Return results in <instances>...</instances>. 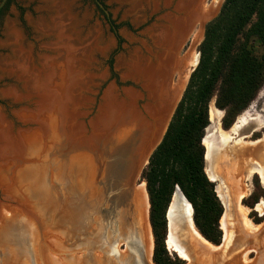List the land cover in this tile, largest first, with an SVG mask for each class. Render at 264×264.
Wrapping results in <instances>:
<instances>
[{"label": "rangeland", "instance_id": "374dc122", "mask_svg": "<svg viewBox=\"0 0 264 264\" xmlns=\"http://www.w3.org/2000/svg\"><path fill=\"white\" fill-rule=\"evenodd\" d=\"M97 1L118 25V38L110 31L94 0H11L0 15V119L10 128V136L19 137L15 140L21 141L14 142L15 145L12 142L0 145V264H138L124 244V239L134 233L142 236L145 261L152 264L148 202L141 174L132 185L134 193L128 207H119L113 213L109 203L101 211L104 195H99L100 191L87 174L93 169L100 181L107 179L102 172H97L98 167L96 171V163L86 164L87 152L78 149L80 147L71 140L68 142L70 147L65 150L63 132H68V114L73 107L69 97H60L59 89L67 86L68 94L73 90L88 97L76 111L79 120L86 124L81 131L84 135L81 134L84 137L93 135L88 123L98 113L102 92L113 82L116 92L122 96L124 90L139 91L135 83L121 76L125 72L124 60L141 47L142 42H149L148 31L159 25L173 9L165 8L164 0ZM213 1L207 0L205 6ZM219 1L221 5L224 0ZM153 5L158 7L154 12ZM59 31H62L61 38ZM195 32L193 29L186 37L180 56L188 51ZM200 41L194 49L196 52ZM64 43L69 45L71 53L68 79L57 86L53 99L49 98L42 105L38 119L22 118V112L37 111L38 94L15 66L22 63L21 56L25 54L27 68L34 73L46 64L45 58L56 62L57 67H63L67 62ZM57 74L59 71L56 70L54 75ZM174 79L175 83L177 75ZM211 101L213 105V99ZM137 104L140 107L141 102ZM219 121H210L204 129L206 151L207 145L219 151L220 133H231L234 127L247 143L261 139L264 136V84L229 130H222ZM2 130L9 132L0 125V133L4 135ZM229 159L230 164L232 159ZM254 164L241 171L240 183L245 196L239 203L248 209L247 217L252 223L258 220L256 225H264V214L259 210L264 204L261 196L264 185L257 175L249 173V167L257 166ZM207 169L205 165V172ZM217 191L220 197V190ZM254 199L257 202L249 207ZM235 202L237 204L238 199ZM223 218H226L225 211L220 228ZM225 222L227 235L224 237L221 228V243L206 257L180 229L174 238L186 251L188 261L181 260L167 245L165 249L180 258L182 264H239L244 254H247L246 263L264 264V233L258 236L259 239L237 244L233 215Z\"/></svg>", "mask_w": 264, "mask_h": 264}, {"label": "bare ground", "instance_id": "6f19581e", "mask_svg": "<svg viewBox=\"0 0 264 264\" xmlns=\"http://www.w3.org/2000/svg\"><path fill=\"white\" fill-rule=\"evenodd\" d=\"M218 2L219 0L213 1L202 11V9H197L198 0H164L163 6L168 9L172 7L173 12L166 14L163 17L164 20L159 25L148 31L149 42H142L141 47L132 51L128 58L124 60L125 76L123 74L121 76L131 80L140 90H124V95L122 96L111 85L107 86L101 96L98 113L89 122L90 134L93 130V135H90V137H88L89 135L84 137L78 133V131L83 129L81 124L70 122V125H68L69 133H64L71 141H77L80 146L85 148L87 147L86 142H88V148L86 149L87 156L85 157L87 159L86 164L89 165L91 161L92 164L96 163L98 165H94L96 171V167H98L99 171L97 172L100 174L102 172L104 179H107L100 181L93 169L92 171L90 170V173L87 171L85 173H88L87 175L91 179L92 184L100 191V196H105L107 186L110 188L115 187L119 179L131 178L133 170L144 160L147 149L151 144L150 135L152 134V131H150L151 124L145 117H156L155 123L152 126L155 125L157 127L161 116L179 96L191 69L197 61V53L194 50L200 40V31L196 29L197 23L202 22L211 14L213 7L217 6ZM157 9L158 7L153 5L152 12ZM193 29H196V32L191 40V45L186 54L180 56L181 43L185 37L188 38ZM61 32H58L60 38L62 36ZM62 47L67 54L65 59L69 63V56L71 54H69V45L64 43ZM45 60V65L48 68H45L46 66L44 65L36 73L31 69L28 70V57L25 58V54L21 56L22 63H17L15 66L16 70L22 76H25L26 80H29L30 88L38 94V101L35 104L39 108H37L38 112H22L21 117L26 120L34 121L38 119L42 105L49 98L53 99L54 93L57 92V86L68 79V69L72 63H69V66H67L66 62L63 67L60 65L57 67L58 64L56 62L47 58ZM56 70L57 72L59 71L57 76L54 75ZM175 74L177 75V81L174 83ZM74 82L77 81L74 80ZM62 88L60 87L59 89L61 91L59 92L60 97L62 99H68V97L71 99L70 106L73 107L72 112L76 111L78 105L83 101H88V97L78 95V91L73 92V90H70L68 94L67 86ZM138 102H141L140 109L137 108ZM220 115L221 111L211 104L209 107L210 121L217 123ZM3 123L0 119V125L4 129H8L9 132L2 130L4 135L0 133V145H6L9 142L15 145L16 142H21L15 140H19V137L14 139L12 135L10 136V128H7L6 123ZM234 135L237 138L234 139ZM204 139L203 144L206 140ZM219 143V151H216L215 147L209 145H207V151L205 149V165L208 167L206 172L207 178L210 180L220 179L222 184L226 185L227 190L235 195L234 205L228 210L224 209L223 212L225 211L227 219L233 215V219L236 221L237 244L259 239L258 236L264 233V225L252 223L247 217L248 209L240 205L239 201L245 196V190L241 188L240 184L241 171L245 167L255 165L254 163H256L257 166L249 167V173L257 174L264 185V136L259 140L247 143L243 141L239 130L234 127L231 133H220ZM222 156L224 158L223 163H221ZM229 158L232 159V163L230 164ZM93 159H95V162ZM233 163L237 165L235 166ZM214 169H217V172H214ZM217 186L216 190H220ZM174 193L166 214V219L169 223L166 239L168 249L176 253L181 259L188 261L186 251L174 238L175 232L180 229V231L183 230L185 237H191V240L204 257H206V254L209 255L211 252L216 251L218 246L210 245L195 229L192 222V209L181 196L180 191H175ZM237 199L238 202L236 204L235 200ZM259 210L264 214V204L260 205ZM226 218H223L224 221L221 227L224 231V237L228 233L225 222ZM246 255L242 256V262L244 261L245 263L240 261L239 264H248L246 263L248 260Z\"/></svg>", "mask_w": 264, "mask_h": 264}, {"label": "trees", "instance_id": "16d2710c", "mask_svg": "<svg viewBox=\"0 0 264 264\" xmlns=\"http://www.w3.org/2000/svg\"><path fill=\"white\" fill-rule=\"evenodd\" d=\"M10 2L5 0L0 15ZM111 24L116 31L118 25ZM197 53L198 62L162 140L140 175L147 195L153 264L183 262L165 249L166 214L175 187L190 204L201 237L215 246L222 240L223 211L214 185L206 178L203 133L210 125L212 99L222 112L221 129L229 130L264 84V0H224L217 16L205 25ZM261 196L264 200V193Z\"/></svg>", "mask_w": 264, "mask_h": 264}, {"label": "water", "instance_id": "95a60500", "mask_svg": "<svg viewBox=\"0 0 264 264\" xmlns=\"http://www.w3.org/2000/svg\"><path fill=\"white\" fill-rule=\"evenodd\" d=\"M207 0H198V5H197V9H202V11L204 9H206L207 6H205V2ZM5 0H0V8L2 7V5L4 4ZM95 2V5L102 11L103 13V17L110 29H112V33L115 35L116 34V31L113 29V26L111 24V19L109 17V14L108 12L105 10V8L103 7V5L98 2L97 0H94ZM221 5H220V1L218 2V5L217 6H214L213 7V11L210 15H208L202 22L200 23H197V27L196 29H199L200 31V35H202V38H203V32H204V27L205 25L210 22L212 19H214L218 12H219V9H220ZM116 37V36H115ZM201 36H200V39L202 40ZM186 37L184 38L183 42L181 43V46L182 44L184 43ZM200 41V40H199ZM198 41V42H199ZM201 42V41H200ZM197 53V52H196ZM198 62V53H197V61H196V64ZM195 64V66H196ZM195 66L191 69L190 73L194 70ZM189 73V75H190ZM188 75V77H189ZM188 80V78H187ZM186 83L187 81L185 82L184 84V87L183 89L181 90L179 96L177 97V99L174 101V103L170 106V108H168V110L161 116L160 120H159V124L157 127L152 126L154 123H155V119L156 117L154 116H149V117H145V119L151 124V129L150 131H152V134L150 135V139H151V144L150 146L148 147L147 149V152H146V155L144 156V160L142 161L141 164H139L132 172V175H131V178L129 179H124V178H121L117 181V184L115 187H113L112 189L107 186V191L105 192V196L103 198V201H102V208H101V211H104V205H108L110 203V205L112 206V211L113 213L116 212V209H118L119 207H128L129 205V202L131 201V198H132V194L134 192V190L132 189V185L134 183V181L136 180V178L141 174L142 170L146 167L147 163H148V159L150 157V155L152 154V152L155 150V148L158 146V144L161 142L162 140V137L166 131V128L170 122V119L172 117V114L174 112V109L182 95V92L186 86ZM115 90L116 88L114 87L115 83L113 82L112 84H110ZM109 86V85H108ZM140 90V89H139ZM104 92V91H103ZM102 92V94H103ZM102 96V95H101ZM101 98V97H100ZM78 108V107H77ZM138 109H140V107L137 106ZM220 111V110H219ZM84 116L86 115V113H83ZM70 122L72 123H78L79 125L81 124L83 130L84 128L86 127V124H84L83 120H79L78 118V114H77V111H74L71 113L68 114V125H70ZM90 122V121H89ZM209 122V121H208ZM89 125V123H88ZM154 129H153V128ZM69 128V127H68ZM81 130V131H83ZM81 131H78V133L80 135H82L83 133ZM64 133V132H63ZM68 133H69V129H68ZM82 133V134H81ZM84 135V134H83ZM64 136V146H65V150L68 149V147H70L69 145V141L70 139L68 138V136L64 133L63 134ZM202 141V139H201ZM71 143H74L76 144L77 146H79L80 150H85L86 151V148L85 147H82L80 146L77 141H72ZM202 144V143H201ZM203 146V145H202ZM204 148V147H203ZM204 156V154H203ZM205 174V173H204ZM206 176V175H205ZM207 178V177H206ZM207 180L209 182H211L214 187H215V184L217 183V181L215 180H210L207 178ZM218 184L220 185V197L216 196L221 207H222V211L224 209L228 210L229 208L232 207V205H234V199H235V195L231 194L227 188L224 186V184H222L221 180L218 179ZM133 191V192H132ZM179 191L177 187L174 188V191ZM215 192V191H214ZM181 194V193H180ZM181 196L183 197V195L181 194ZM184 198V197H183ZM185 200V198H184ZM188 203V202H187ZM188 205L190 206V204L188 203ZM147 214H148V210H147ZM148 216V215H147ZM148 221V220H147ZM113 233H116V230H114ZM142 236L137 234V233H134V234H130L128 237H126L124 239V244H125V247L130 249V251L133 253V255L135 256V260L137 261L138 264H148L146 261H145V253H144V250H143V246H142ZM206 241V240H205ZM114 246V245H113ZM152 254V253H151ZM151 261V260H150ZM152 263V262H151ZM150 264V263H149ZM153 264V263H152Z\"/></svg>", "mask_w": 264, "mask_h": 264}, {"label": "flooded vegetation", "instance_id": "af4514ba", "mask_svg": "<svg viewBox=\"0 0 264 264\" xmlns=\"http://www.w3.org/2000/svg\"><path fill=\"white\" fill-rule=\"evenodd\" d=\"M255 175H257V174H255ZM258 176V175H257ZM258 178H259V176H258ZM260 179V178H259ZM215 181H217V183H218V179L217 180H215ZM217 183H216V186H217ZM241 184V183H240ZM216 186H215V191H216V193H218V191L216 190ZM227 188V187H226ZM218 195V194H217ZM219 197V196H218ZM242 199V198H241ZM240 199V200H241Z\"/></svg>", "mask_w": 264, "mask_h": 264}]
</instances>
